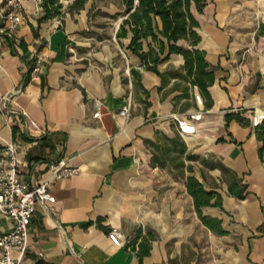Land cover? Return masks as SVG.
<instances>
[{
    "label": "crops",
    "instance_id": "obj_1",
    "mask_svg": "<svg viewBox=\"0 0 264 264\" xmlns=\"http://www.w3.org/2000/svg\"><path fill=\"white\" fill-rule=\"evenodd\" d=\"M207 1L203 13L191 9L197 48L215 74L211 100L201 97L199 105L183 56L158 66L163 81L129 50L113 51L92 36L89 4L43 23L35 37L42 0H25L13 46L8 39L0 46V147L19 142L24 173L36 166L44 180L50 163L62 159L80 171L51 185L57 211L37 210L23 264H264V121L260 131L250 125L255 113H264V0ZM124 41L127 48L130 38ZM20 110L37 130L12 113ZM192 112L203 117L192 120ZM228 113L249 125L227 123ZM159 132L181 136L197 157L183 158L192 173L153 162L147 142ZM190 175L221 195L223 208L202 212L222 222L224 235L199 218L186 186ZM234 183L246 186L245 199L229 193ZM12 227L0 217V235ZM112 228L122 234L120 247L108 238ZM140 249L149 254L141 259Z\"/></svg>",
    "mask_w": 264,
    "mask_h": 264
},
{
    "label": "trees",
    "instance_id": "obj_2",
    "mask_svg": "<svg viewBox=\"0 0 264 264\" xmlns=\"http://www.w3.org/2000/svg\"><path fill=\"white\" fill-rule=\"evenodd\" d=\"M90 0H73L69 5L67 13L74 15L86 9ZM124 7L121 17L123 18L116 37L119 41L130 38L127 50L137 56L142 65L152 71L164 81V75L158 70V66L170 59L172 55H181L184 58V69L186 78L191 80L193 86L198 87L201 97L211 100L209 88L215 83V74L210 69L206 59V53L199 50L197 46L201 37L197 32L199 23L192 13L194 5L199 13H203L208 5L207 0H121ZM42 15L37 20V27L32 26L35 37H38L37 30L42 24L55 18L65 15L62 0H42ZM91 13V10L88 14ZM264 29V26H263ZM13 46V39L8 38ZM187 43V46L180 44ZM237 121L244 125H249V121L239 114H226L227 123ZM251 125V124H250ZM262 123L254 129L259 130ZM157 141H148L153 148V162L163 167L170 163L173 168L185 174L193 172L191 164L187 161H195L197 157L187 153V147L180 135L176 134L171 138L165 134L157 133ZM259 138L264 141V135L259 133ZM262 148L260 149V152ZM188 193L193 197L197 214L203 224L219 235L225 232L221 226V221L203 215L202 208L215 206L223 208L222 197L217 192H207L203 184L193 175L187 177L186 182ZM229 193L239 200L247 196L246 186L234 183L229 187ZM213 199L215 201L213 202ZM141 232L138 233L135 243L140 239ZM145 239V238H144ZM144 241V240H143ZM142 241V242H143ZM149 251L142 252L139 256L142 259L148 255Z\"/></svg>",
    "mask_w": 264,
    "mask_h": 264
},
{
    "label": "built area",
    "instance_id": "obj_3",
    "mask_svg": "<svg viewBox=\"0 0 264 264\" xmlns=\"http://www.w3.org/2000/svg\"><path fill=\"white\" fill-rule=\"evenodd\" d=\"M25 0H0V46L8 38H13L18 26L23 22V10ZM42 64L39 58L35 62V69L38 70ZM21 90L2 98L1 105L4 107ZM199 105H202L201 96L196 97ZM132 109V102L129 101L121 110L120 115L128 118ZM13 114L26 120L28 127L38 129L25 110L14 111ZM203 112H192V120H200ZM264 121V113H255L251 126L257 127ZM30 137L32 132L29 131ZM22 147L19 142L13 141L0 147V217L11 219L13 227L11 230L0 235V264H23L27 252V238L32 219L39 208L46 214L55 213L56 202L51 194L50 187L54 182L70 178L77 174L79 168L72 167L62 159L50 163L48 167V179L39 177L36 166L29 168L26 173L23 171L24 162L20 158ZM28 176V178L26 177ZM109 240L117 247L122 246V234L118 228H112L108 233ZM17 252V255H14ZM44 264V263H32Z\"/></svg>",
    "mask_w": 264,
    "mask_h": 264
},
{
    "label": "rangeland",
    "instance_id": "obj_4",
    "mask_svg": "<svg viewBox=\"0 0 264 264\" xmlns=\"http://www.w3.org/2000/svg\"><path fill=\"white\" fill-rule=\"evenodd\" d=\"M62 2L67 12L71 0H62ZM88 4L91 6L89 9L91 13L88 16L92 22L93 28L90 31L92 36L97 41H105L113 51L125 52L127 49L125 41H119L116 37L118 24L123 19L120 16L124 10L121 0H90ZM93 48L95 51H100L101 45L93 42Z\"/></svg>",
    "mask_w": 264,
    "mask_h": 264
}]
</instances>
